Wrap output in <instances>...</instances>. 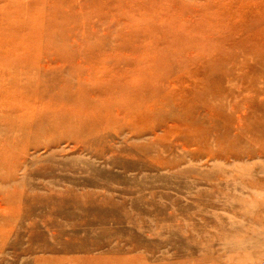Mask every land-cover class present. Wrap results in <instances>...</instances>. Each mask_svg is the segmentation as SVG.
I'll use <instances>...</instances> for the list:
<instances>
[{
  "label": "rangeland",
  "instance_id": "374dc122",
  "mask_svg": "<svg viewBox=\"0 0 264 264\" xmlns=\"http://www.w3.org/2000/svg\"><path fill=\"white\" fill-rule=\"evenodd\" d=\"M28 6L41 30L37 60L51 65L39 89H80V59L93 73L130 70L121 84L142 88L107 97L134 100L130 126L166 125L137 138L119 121L86 131L60 118L25 133L0 116V264H264V0ZM9 49L0 48V78L6 68L12 81L31 66L9 68ZM19 92L28 89L8 95ZM59 99L61 112L67 94Z\"/></svg>",
  "mask_w": 264,
  "mask_h": 264
},
{
  "label": "bare ground",
  "instance_id": "6f19581e",
  "mask_svg": "<svg viewBox=\"0 0 264 264\" xmlns=\"http://www.w3.org/2000/svg\"><path fill=\"white\" fill-rule=\"evenodd\" d=\"M32 1L33 0H17L16 4H14L13 1H11V0H0V23H8L10 21V19L12 18V16H14L13 20L16 22L15 25L13 24V26H11V27L9 26V29H0V48L3 46L10 48L7 52V55H6L8 57V60H9V68H14L15 71H18V69H19V71H20L21 70L20 68H25L28 65L31 66L29 74H26L24 71H20L18 78L13 79L12 81H11L12 78H11L9 72L7 71V69L5 68V70H3L4 75H2V77L0 78V116L2 118H4V120L7 121L8 124H11V123L21 124V125L23 124V128L21 130L26 133V132H30V131L34 130L35 128H38L39 127L38 124L46 125V124H49L50 122H53L54 119L56 121H58L60 118H63V119L66 118V119H68L69 122H71L73 127L82 128L86 131H89L90 129L95 128V127L96 128H102V127L105 128L106 126L112 124L113 122L119 121L122 123L119 127L118 132H120V131L121 132H127V134L129 133V135H131V137L137 136V134L144 132L146 129H147L148 133L153 134L156 127L166 125V122H165L166 118H164L162 120H158V119L154 120L150 123V125H147L146 127L142 126V127L138 128L134 125L130 126L129 121H125V118L130 117V115H132V116L135 115V111L132 110V108L134 107V105H133L134 100L132 101V99H130V100L125 101V99H124V101H123L124 103L119 104V103H117V100L115 97H112V96L110 98L107 97L108 94L113 95V93H115L116 89L119 87H121V88L125 87L124 89L126 91H129V92H133L137 88H138L137 90L142 88L141 86H139V87L129 86L128 87L127 85L125 86V85L121 84V82H123L124 79L132 76V73H130V70H125L124 72L118 73V74H112V76H108V74L105 73V71L107 72V68H104L105 71L102 69V70H98L97 72L93 73L92 68L88 65L87 62H85L86 60L80 59L76 62L77 65H75V68L77 66L79 68V70H81V71H78L76 68L77 72H82L80 80L83 82V85L79 86V87H81L80 89H74L73 90L72 88L63 86V88H60V90H58V88H56L57 90L53 92V89H52L49 91V93H45L43 90L39 89V86H40L39 82H42V81L49 82L50 81V78L47 76V74H43V73H44V71L49 70L51 68V65L49 63H47L48 61L41 64V62H39L37 60V58L39 57L38 56V50H39L38 40L41 37V30L32 27L31 21L33 19L31 18V16H29L30 15V11H29L30 8L28 6V3L32 2ZM11 36L19 37V39H21V40L18 41L17 44H15V43L5 39V37H11ZM192 61H194L193 58H192ZM108 77H111V78L108 79ZM116 78H118V79H116ZM51 81L53 84H56L58 87V83H57V82H59L58 78L55 81V79L53 77H51ZM132 85H134V84H132ZM19 88H26V89H28V92H24V93L19 92L12 97H10L8 95L10 89H16V90L18 89V91H19ZM88 88L91 90L90 92H89ZM60 93L61 94L66 93L67 97H68L67 100L63 99V101L61 102L62 103V105H61V112L62 113L60 112L59 108H57L58 100H60L59 99ZM143 93H144V91H143ZM145 96H148V94ZM145 96H144V98H146ZM102 98H103V101L101 102ZM223 98H224V96H223ZM137 100H139V99H137ZM81 101H82V104H81L82 107L80 108V110L73 112V108H74L75 104H77L78 102H81ZM93 103H95V104H93ZM88 110H90V111L88 112ZM153 110L154 109L153 108L151 109V107H150V109H148V111L145 114H143V115H145L144 118H148V120H149V118H152L151 114H152ZM204 112L207 113V111H204ZM140 114L141 113H137L135 118H142L141 117L142 115H140ZM63 115L64 116L67 115V117H63ZM205 116H207V115H205ZM236 117L239 118L238 116H236ZM78 118H80V119L88 118L89 121H87L86 124L83 125L84 122H82ZM69 119H71V120H69ZM123 121L128 122V123L127 124L123 123ZM148 122H150V120ZM33 125H35V126H33ZM113 126H114V124H113ZM181 126L189 128V129H187V131H189L191 129V127L185 123H183ZM226 126L227 125H224V128H222L220 130L224 131L225 133H228V131H226V130L229 127L227 128ZM32 127H35V128L32 129ZM47 128L48 127H45V130ZM42 129H44V128H42ZM168 130L170 132V128ZM166 131L167 130L164 131L165 132L164 134L169 133ZM41 133H43V132H41ZM155 133H157V132H155ZM104 135H105V132H104ZM225 137L230 138V136H225ZM137 138H138V136H137ZM154 138H155V136H154ZM99 139H100V136H99ZM114 140H115V138H114ZM158 141H160V140H158ZM107 142H108V140H107ZM154 142H156V141H154ZM215 142H216V140H215ZM41 147H43V146L41 145ZM110 149H112V148H110ZM37 150H39V149H37ZM112 151H115V150L112 149ZM210 155L213 158H219V156L224 157V158L230 157V156H225L222 153H214V152H212ZM231 157L232 158H239V155H235V156H231ZM223 180H225V179H223ZM4 182H5V180H4ZM205 255H207V254H205ZM215 257H217V255ZM230 258H228L229 260L227 262L225 261L226 262L225 264H235V262L233 260L231 261ZM205 261L207 262V260H205ZM209 261H211V260H209ZM220 261H222V260L220 259ZM212 262L213 263H210V264H221L219 262L218 263H214V261H212Z\"/></svg>",
  "mask_w": 264,
  "mask_h": 264
}]
</instances>
